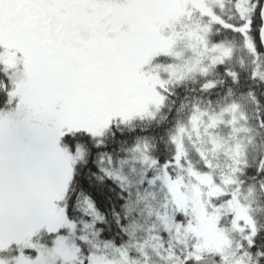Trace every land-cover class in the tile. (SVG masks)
<instances>
[{"label":"snow or ice","instance_id":"obj_1","mask_svg":"<svg viewBox=\"0 0 264 264\" xmlns=\"http://www.w3.org/2000/svg\"><path fill=\"white\" fill-rule=\"evenodd\" d=\"M209 257L264 264V0H0V264Z\"/></svg>","mask_w":264,"mask_h":264},{"label":"trees","instance_id":"obj_2","mask_svg":"<svg viewBox=\"0 0 264 264\" xmlns=\"http://www.w3.org/2000/svg\"><path fill=\"white\" fill-rule=\"evenodd\" d=\"M249 111H250V113H252L254 111V105H252V104L249 105ZM254 154L255 153H253V155ZM209 262H210V259L207 260L206 264H209Z\"/></svg>","mask_w":264,"mask_h":264},{"label":"rangeland","instance_id":"obj_3","mask_svg":"<svg viewBox=\"0 0 264 264\" xmlns=\"http://www.w3.org/2000/svg\"><path fill=\"white\" fill-rule=\"evenodd\" d=\"M208 259H210L209 264H214V261H213V259L211 257H209Z\"/></svg>","mask_w":264,"mask_h":264}]
</instances>
